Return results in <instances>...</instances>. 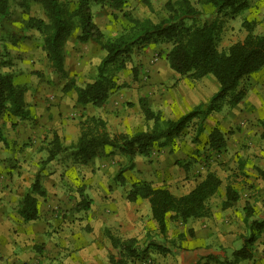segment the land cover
Segmentation results:
<instances>
[{
    "label": "trees",
    "instance_id": "16d2710c",
    "mask_svg": "<svg viewBox=\"0 0 264 264\" xmlns=\"http://www.w3.org/2000/svg\"><path fill=\"white\" fill-rule=\"evenodd\" d=\"M129 0H111V6L122 10ZM152 6L151 0H143ZM41 4L45 18L31 17L29 25L37 30L41 38L42 49L50 63L51 71L61 77L69 76L65 67V47L73 31L79 29L77 39L81 43L95 42L104 51L97 66V74L84 85H78L71 77L62 86V92L74 91L77 105L102 107L115 92L129 87L120 73L131 68L136 78L137 68L130 67L132 55L136 49L149 45H169L166 59L169 67L182 76L200 80L212 75L219 84L218 90L207 101L196 104L190 111L178 118L166 116L162 110H155L148 97L138 99L145 119L151 125L132 134L123 132L111 134L104 118L98 115H84L79 121L78 138L66 145L60 135L53 131L46 145L47 156L42 167L69 152L77 164L86 165L97 156L118 153L127 158V165L121 167L115 178L124 182V172L134 167L137 155L147 156L156 147L174 145L177 137L190 126L196 127V136L204 129L207 117L223 109L228 104L234 106L246 95L242 83L250 74L264 66V32H255L252 21H244L245 37L232 43L224 50L218 44L223 30L224 19L235 17L250 6V0H167L166 14L159 20L147 16L138 18L124 11L126 19L122 30L106 37L94 19L92 0H23V6L30 3ZM12 0H0V37L2 23L11 13ZM27 86L17 84L13 75L0 71V120L30 117L29 103L26 101ZM0 139L5 140L0 125ZM226 136L218 128L209 134L208 148L221 150L226 146ZM264 178V169H258ZM222 179L215 170L207 169L204 177L189 192L178 195L166 187H155L150 181L139 180L131 184L127 199L136 201L147 199L152 217L157 221L159 232L166 234L168 220L188 221L207 217L211 213L210 200L217 194ZM222 207L227 208L236 202L240 194L231 185H226ZM46 195L41 173L35 179L19 201L18 215L25 221L39 217V198ZM78 210H88L91 201L80 192ZM252 209L245 207V223L248 235L243 237L241 247L232 251V258H219L215 255L200 257L196 264H236L253 257L256 240L264 230V219L252 218ZM105 233L118 250V258L110 256L115 264H127L128 259L138 257L142 251L153 247L160 254L174 250V241L148 239L145 249H140L136 238L120 239L109 229ZM177 248V247H176ZM204 260V261H203Z\"/></svg>",
    "mask_w": 264,
    "mask_h": 264
},
{
    "label": "rangeland",
    "instance_id": "374dc122",
    "mask_svg": "<svg viewBox=\"0 0 264 264\" xmlns=\"http://www.w3.org/2000/svg\"><path fill=\"white\" fill-rule=\"evenodd\" d=\"M166 1L151 0L152 6H148L143 0H129L123 6L122 10H119L111 6V0H92V11L96 23L105 36L109 37L122 30L126 22L124 11H129L133 16L138 18L150 16L154 20H159L166 14ZM22 3L23 0H12L11 13L2 23L3 32L0 37V71L11 73L17 84H25L27 86V95L25 94V98H27L26 101L29 103L31 112L30 117L25 120L16 117L12 118V121L8 118L0 120L5 137V140L0 139V166L2 168L0 172V186L6 185V187L12 185L11 183L15 179H20L26 170L35 173L40 165L41 167L43 166L41 163L47 156L46 145L52 137V131H59L64 135L62 139H64L63 143H66V145L69 143V140L73 141L78 133L77 129L79 130L80 128L79 121L84 115H87V107L90 105L86 107L77 105L75 102V92L63 93L62 86L71 77L76 80L78 85H84L86 82L92 80L97 74V66L104 55V51L99 44L92 41L81 43L77 39L80 30L76 29L68 38L65 47V67L69 76L64 78L54 74L51 71L46 53L42 49L39 33L29 25L31 17L46 19L43 7L41 4L31 2L29 7L26 8ZM244 21H252L255 24V32H264V0H250L248 9L235 17H226L224 19L223 30L218 44L220 49L226 50L230 44L240 41L245 37L247 31L243 26ZM168 47L169 45L167 44L149 45L134 51L130 67L137 68V77H134L131 68L122 70L120 75L130 84L129 87H125L112 94L107 103L102 106L103 108L99 110V112H106L101 115L106 118L107 127L111 134L120 132L132 134L137 130L145 129L151 125V122L145 119L138 104V99L141 96L148 97L149 103L154 109L158 105L163 106L166 103L162 111L166 116H169L170 114L167 111L172 107L170 108L166 99L171 90H173V83L179 80H182L185 84L187 82L189 84V87H187L189 90L200 91L203 93V96H209V98L212 96L215 90L216 79L212 75H207L202 80H193L188 76H182L176 73L169 67L166 59V50ZM252 74L250 77H254L255 74ZM258 80L259 83H262L260 79ZM242 85L244 87L245 83L243 82ZM41 92H44V94L39 98L37 93ZM39 99L43 101L40 106L38 105ZM52 107L56 108V112L49 114L48 111ZM229 108L231 106L226 104L220 111H222V114H225ZM99 112L96 111V113ZM172 112L174 116L179 114V111L176 109H173ZM38 125H42V127L47 126V128L41 130V128H38ZM19 127L24 128L26 131L21 132ZM225 131L227 141L222 151L227 153L233 152L234 154L238 151L243 154L251 153V150L254 152H264V122L254 123L253 121H248L246 124L242 123L225 128ZM11 135L16 140L10 138ZM194 137L195 128L194 126H190L184 130L180 140H178L180 141L178 144H181L185 150L192 152L194 150H191V147H195L196 145L201 147V143L207 138L205 132L199 137V141L193 139ZM178 146L181 147L180 145ZM236 149L237 151L235 152ZM214 151L209 148L206 150L201 149L200 154H194L190 157L195 159L196 162L189 158L181 159L179 162L188 160L190 165L188 170H190L193 176H197V173L205 172L207 168H215L222 175L225 183H233L234 185L238 183L236 188H243V191L241 189L238 190L241 192L242 198H251L247 186L249 182L247 183L237 179L239 177L231 173L233 170L231 164L228 166L226 164L216 165L215 158L219 157L216 156ZM59 157L57 161L64 164L63 167L66 169H74L79 166L74 162L69 152L62 153ZM120 157L118 153H108L101 156V163L95 166L97 168H94L93 171L96 173L97 170L101 171L104 169L100 174V179L119 183L115 178V174L121 167L124 168L127 165V161ZM56 164L54 161L52 167H55ZM126 172L127 170L124 172V180L126 178ZM227 173H230L229 178L232 175L231 179L226 177ZM70 178L73 179L74 176L71 174ZM41 180L43 181V175L41 176ZM85 180V176H83V183ZM19 181L23 182L24 178ZM96 183L86 180L82 190L86 194L87 200L89 199L91 202H95L94 207L102 209L105 205L103 199L105 196L103 193L107 189L104 187H99L98 190L95 189L94 185ZM244 187L247 188L246 192L244 191ZM17 197L13 199L17 201L19 196ZM221 200L222 194L220 190L211 199L210 205L213 211L220 207ZM13 207L15 209L17 205ZM94 207L92 205L91 210H82L79 214L82 223L80 224V231L84 236L88 232L93 233L94 227L88 221L92 219L91 213ZM16 214L18 215L17 212ZM199 219L172 221L174 229L179 228L180 231L182 229L186 231V229L193 225L195 220ZM190 221L192 222L190 223ZM60 227L55 224L50 226L53 230ZM99 229L103 232L106 241H109L105 233V229H108L105 220L100 223ZM111 231L113 232L114 230L111 228ZM218 233L219 231L215 230L209 236V241L206 242L207 244L205 243V248H211L214 251L210 252L211 255H213L212 253L225 249L226 242L221 240ZM159 239L174 241L175 248L183 247L182 243H184L177 235L160 236ZM101 242L103 252L107 255L108 252L105 251V240ZM187 248L190 247L188 246ZM254 248H256V245ZM116 251L118 250L116 249ZM153 251H142L134 259H138L137 264H176L175 253L159 254L157 252L153 254ZM255 253L256 250H254V255ZM226 257L231 259L232 254ZM249 259L245 260L247 261ZM211 264L215 263L211 262Z\"/></svg>",
    "mask_w": 264,
    "mask_h": 264
},
{
    "label": "crops",
    "instance_id": "0c3cea01",
    "mask_svg": "<svg viewBox=\"0 0 264 264\" xmlns=\"http://www.w3.org/2000/svg\"><path fill=\"white\" fill-rule=\"evenodd\" d=\"M254 74V77H250L253 75L250 74L243 81L246 95L241 102L231 106L225 114H222V111L211 113L203 124V132L198 136H196V127L194 126L195 137L193 139L199 141V137L204 132L207 136L201 143V147L198 145L191 147V150H194L192 152L185 150L181 144H178L181 137L179 136L174 145L156 147L154 148L155 151L153 149L147 156L137 155L134 159V167L128 169L125 173L124 182L117 183L100 179V174L104 169L101 168L102 170H97L96 173L93 170L97 168L95 166L101 163V156L95 157L86 165L77 164V166L79 165L77 168L66 169L63 167L64 164L57 161L60 158V155H58L44 168L40 165L35 173L26 170L20 178H24L23 182L19 181L20 179H13L12 185L8 187L6 185L0 186V264H115L111 261L110 256L114 255L115 258H118V251H116L110 239L106 241L103 232L99 229L100 223L104 220L110 232L120 239L136 238L141 247L140 249H145L148 239L165 241L159 239V237L177 235L184 242L182 243L183 247H174V250L169 252L175 253L176 264H196L200 257L214 252L211 248L205 247L206 242L209 241V236L215 230L219 231L218 235L223 242H226V245L225 249L212 254L221 259L232 254L234 249L242 246L243 237L248 235L245 223L246 205L252 209V218L264 219V178L258 171V169H264L263 151L254 152L251 150V153L245 154L239 151L236 152L237 149L235 154L233 152L227 153L222 149L214 151L216 156L219 157L215 158L216 165L226 164L228 166L231 164L233 169L231 173L239 177L237 179L249 182L247 186L251 198H242L241 192L238 191L241 188H236L238 183L236 185L225 183L217 169L212 168L222 179V185L219 189L222 194L220 207L213 211L210 205V215L195 220L193 225L188 228L189 230L186 229V231L183 229L180 231L179 228L174 229L173 221L168 220L166 234L162 235L159 232L157 221L152 217L149 201L143 198L129 201L127 194L131 184L139 180L150 181L155 187H166L178 195L189 192L202 180L206 171L193 176L188 170L190 167L189 161L179 162V160L189 158L196 162L195 159L190 157L194 154H200L201 149L206 150L208 148L209 134L214 128L224 131L225 134V128L230 126L246 124L248 121L254 123L264 122V66ZM258 79L262 83H259ZM173 84V90L166 99L170 108L172 107L167 111L171 118H178L190 111L199 102L209 99V96H203L200 91L189 90L187 82L185 84L182 80H179ZM218 88L219 84L215 81L213 93ZM37 94L40 98L44 92ZM42 102L39 99L38 105H42ZM165 104L163 106L158 105L155 109L162 110L166 106ZM102 108L96 107L95 109L94 106L90 105L87 107V114L102 117L101 114L106 113L104 111L99 112ZM173 109L179 111V114L174 116ZM55 110L56 108L52 107L48 113L56 112ZM96 111L99 113H96ZM102 118L106 120L104 116ZM20 127L21 132L26 131ZM59 127L61 128V126ZM38 128L44 130L47 126L38 125ZM77 131L78 133L73 141L69 140L68 144L78 138L80 128ZM60 137L62 139L64 135L61 134ZM10 138L16 140L13 135ZM120 156V158L127 161L126 157ZM54 161L57 164L52 167ZM1 170L0 166V172ZM38 172L41 173V176L43 175L42 183L46 189V195L40 197L43 198L42 200L39 198V217L36 220L25 222L16 212L20 199L30 187ZM71 174L74 176L73 179L70 178ZM229 175L230 173H227L226 177L229 178ZM1 176L3 175L1 174ZM83 176L90 182H97L94 185L95 189L98 190L99 187L107 189L103 193L105 205L102 209L94 207L95 202L90 203L88 210L92 209V205L95 209L93 208L92 219L88 223L94 227V230L93 233L88 232L85 236L80 231V224L82 223L79 214L82 210L77 209V204L81 200L80 192L83 191V184L86 182L85 180L83 183ZM231 176L229 179H231ZM244 182L242 183L244 184ZM227 184H231L239 192L240 197L231 206L223 208L222 202L225 199ZM241 190L243 191V188ZM244 191L246 192L247 188L244 187ZM17 196H19V199L16 201L13 198H18ZM16 205L17 207L14 209L13 206ZM53 224L61 227L53 230L50 228ZM110 227L116 232H112ZM102 240H105L107 255L103 252ZM170 241L172 240L166 242L170 243ZM255 245V255L253 254V257L247 261L241 260L236 264H264V230L256 240ZM188 246L190 248H187ZM147 250H154L153 254L157 253L153 247H149ZM137 262L138 259L131 258L128 259L127 264H137Z\"/></svg>",
    "mask_w": 264,
    "mask_h": 264
}]
</instances>
